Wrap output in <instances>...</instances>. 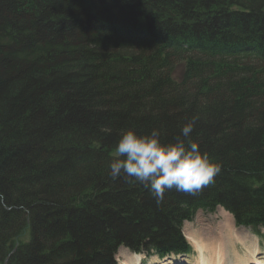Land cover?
Listing matches in <instances>:
<instances>
[{
	"label": "trees",
	"instance_id": "1",
	"mask_svg": "<svg viewBox=\"0 0 264 264\" xmlns=\"http://www.w3.org/2000/svg\"><path fill=\"white\" fill-rule=\"evenodd\" d=\"M192 117L211 184L157 203L111 177L122 129ZM219 205L264 227V0H0V264L190 253L184 221Z\"/></svg>",
	"mask_w": 264,
	"mask_h": 264
},
{
	"label": "clouds",
	"instance_id": "2",
	"mask_svg": "<svg viewBox=\"0 0 264 264\" xmlns=\"http://www.w3.org/2000/svg\"><path fill=\"white\" fill-rule=\"evenodd\" d=\"M197 119H189L181 128V135L171 142H163L161 131L156 128L144 133L134 126L122 129L115 158L109 165L111 177L134 178L149 189L157 203L173 188L195 194L211 184L221 165L191 139Z\"/></svg>",
	"mask_w": 264,
	"mask_h": 264
},
{
	"label": "bare ground",
	"instance_id": "3",
	"mask_svg": "<svg viewBox=\"0 0 264 264\" xmlns=\"http://www.w3.org/2000/svg\"><path fill=\"white\" fill-rule=\"evenodd\" d=\"M219 216H220L219 217L220 221L218 222L219 223L218 225L220 227V230H223L226 232L230 231L229 234L231 235V238L229 239H226V240L219 239L213 235L205 237V236L200 235V233H196V232H200L197 230H193V233L195 235H190V238H189L188 235H186L184 231L186 238L199 252L200 256L201 255H218L216 257H208L207 259H204V260L194 261L192 264H225L224 261L216 260L218 257H221V256H224L226 258L231 257L237 260L235 261V263H227V264H264V259L260 260L258 258V256H261V254H259L260 246H259L258 238L250 234L243 227H236L234 225L232 215L229 214L224 209L221 208V212L219 213ZM236 243H240L245 248V252H246L245 256H243V254L241 255L235 249ZM124 249L126 248L124 247L120 248L118 250L119 253H122ZM122 258H123L122 264H140L144 257L141 254L127 252L126 254H123ZM166 260H167L166 261L167 263H170L171 259H166ZM179 261L181 264L186 262L184 259H181Z\"/></svg>",
	"mask_w": 264,
	"mask_h": 264
},
{
	"label": "rangeland",
	"instance_id": "4",
	"mask_svg": "<svg viewBox=\"0 0 264 264\" xmlns=\"http://www.w3.org/2000/svg\"><path fill=\"white\" fill-rule=\"evenodd\" d=\"M204 76H205V74H204ZM214 89H215V93L221 90L219 87L218 88H214ZM41 144H44V142L39 141L38 144L33 142L31 147L38 148ZM38 151H40V150H38ZM38 151H35V152H38ZM30 173H31L32 177H37L36 175L38 174V172H35V173L34 172H30ZM200 193L202 194L204 192L201 191ZM204 194H206V193H204ZM220 212H221V208L220 209L218 208L216 213L212 214L213 216H211V214H209L208 212L199 210L198 211L199 214L197 213L198 216H197V220L195 221V223L184 224V226H182V230L185 231L186 235H188L189 238H190V235H195L193 233V230H197V231H200V232H196V233H200V235L205 236V237L213 235V236H216L219 239H225V240L229 239V238H231V235L229 234L230 231L226 232V231L220 230V227L218 225L219 224L218 222L220 221L218 213H220ZM215 217H217V221L215 220ZM243 228L246 229L251 234V232L247 228H245V227H243ZM260 231H261L262 236H260V238H259V243H260V249H261L260 251H261L262 254H261V256H259V258L261 260V259H264V257H263L264 256V228H261ZM221 233H222V235H221ZM235 248L238 249V251L241 252V253L245 252L244 247L241 244H237L235 246ZM127 252L130 253V251L127 250V249H124V251L122 253H119V251H117L118 254H116V260L120 264H122V259H123L122 256H123V254H126ZM143 255L145 256V258H144L142 264H181L180 261H179L181 259H184L186 261L183 264H188L190 261L196 259L195 255H189L187 257H182V258L176 259V260L171 259L170 263H167L166 259H164L165 261L164 260H159L157 258V256H155V255L150 256L149 258L145 254H143Z\"/></svg>",
	"mask_w": 264,
	"mask_h": 264
}]
</instances>
